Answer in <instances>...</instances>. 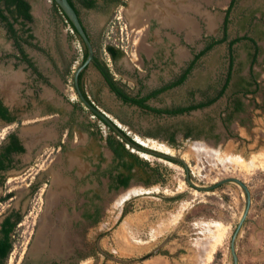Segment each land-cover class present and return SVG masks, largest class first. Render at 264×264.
<instances>
[{
	"label": "rangeland",
	"instance_id": "374dc122",
	"mask_svg": "<svg viewBox=\"0 0 264 264\" xmlns=\"http://www.w3.org/2000/svg\"><path fill=\"white\" fill-rule=\"evenodd\" d=\"M30 1L35 15L33 41L51 53L55 64L38 49L26 48L52 85L37 81L33 71L18 58L0 59V83L5 74L20 76L12 91L13 101L2 95L1 84L0 98L14 111L23 113L19 114L20 122L0 121V143L10 131L31 125L49 127L52 135L37 140L28 137L27 151L17 157L16 167L7 172L8 180L0 186V197L9 191L14 193L0 202V228L11 210H20L24 216L13 233L14 249L3 264H212L219 249L222 257L218 264H233L231 241L246 208L244 188L234 181L213 190L197 188L231 176L247 183L252 196L236 238L239 264H264V58L253 64L257 85H249L253 80V47L245 41L236 44L232 79L225 95L210 106L177 116H158L124 104L108 91L91 65L84 82L99 109L138 143L180 156L187 164L185 167L131 147L151 166L160 168L162 183L153 177L152 183L144 186L139 182L148 175L144 172L128 188L104 195V177L82 179L88 172L80 175L70 171V182H55L56 178L65 180L63 157L74 154L80 131L106 137L111 129L85 104H79L73 87L72 73L81 62L83 44L55 12L52 0ZM126 1L128 5L112 6L104 12L80 6L81 15L95 43V53L120 78H127L132 92L140 89L147 93L177 77L205 43L196 40L188 44L183 32L162 27L157 16L162 0L143 3L147 13L143 27L142 14H137L139 2ZM231 16V37L264 35V0H237ZM108 43L124 51L116 62L105 49ZM8 52L18 54L0 22V56ZM229 54L227 43L216 45L200 57L183 84L150 99V103L165 107L216 95L229 70ZM127 60L132 68H127ZM138 61L140 69L135 66ZM246 88L249 93H242ZM234 92L243 101L244 110L234 115L228 130L224 117L231 110L229 97ZM29 102L33 106L27 108ZM47 103L53 104L54 110L42 111ZM36 112L39 118L29 121L27 117ZM188 128L194 130L190 137L184 135ZM58 137L66 141L64 150L58 149V140L50 141ZM103 156L94 164H99ZM94 159L92 155V162ZM56 161H61L59 173L51 172ZM188 175L196 186L188 182ZM62 184L64 189L60 188ZM177 194L182 197L169 199ZM200 203L209 205L208 213L185 219ZM94 209L93 218L82 217V212Z\"/></svg>",
	"mask_w": 264,
	"mask_h": 264
},
{
	"label": "trees",
	"instance_id": "16d2710c",
	"mask_svg": "<svg viewBox=\"0 0 264 264\" xmlns=\"http://www.w3.org/2000/svg\"><path fill=\"white\" fill-rule=\"evenodd\" d=\"M54 7L57 11L61 12L68 22L72 25L74 28L75 34L80 38L81 42L84 45V55L82 62L87 57V48L84 44L83 39L77 32L76 28L73 26L71 21L67 18V16L62 11L59 4L56 2V0H52ZM108 4H112L113 6L118 5L121 3L120 0H104ZM73 6L77 8V4L82 5L87 8H93L97 7L98 3L97 0H70ZM237 0H231L228 8L226 9V17L223 24V35L219 38H212L211 40L206 41V45L203 49H201L199 52L194 53V57L190 60L187 67L183 70V72L177 77L176 80L167 83L157 89H154L152 92H150L146 96H140V95H132L130 94L124 86L120 84V82L115 78V75L113 74L110 66L108 63L103 60L96 58L95 66L100 71L102 76L104 77L106 83L109 85L110 89L115 92L121 99H123L126 103L137 105L138 107L142 108L145 112H150L156 115H167V116H177L181 114L190 113L194 110L205 108L207 106H210L215 101H217L224 93L226 92L227 88L229 87L230 81L232 79V72H233V66L235 63V58L233 55L234 52V44L242 41L244 39L250 40L255 45L256 53L253 56L252 59V65L257 61V53L260 50V47L256 45L255 41L247 36H238L236 38L231 39L228 42L229 46V52H230V64H229V70L226 75L225 81L222 85V87L217 91L216 95L212 97H207L204 100L192 102L185 105H177L172 107H158L150 105L147 100L150 97H156L166 89L172 88L174 86H178L182 84L185 79L188 77V75L192 72L193 68L196 66L198 60L200 57L205 55L207 52H209L215 45L221 44L228 39V27H229V16L232 12L233 7L236 5ZM78 10V8H77ZM79 12V10H78ZM0 20L6 24V27L8 28L10 37L15 41L16 48L19 51V54L17 55V58L21 61L26 62L29 67L38 75L40 79L45 81L46 83H50L48 79L43 75L42 71L39 69V67L36 65L34 60L30 57L29 53L25 49V44L31 45L38 50L45 53L50 59H53L52 56L49 54L48 50H46L43 47L38 46L33 42V39L35 38L34 34L31 32V27L28 26L29 22H32L34 20V16L31 12V4L28 0H0ZM15 24H18L19 27H16ZM205 38V36H204ZM193 49V48H192ZM106 50L112 57V59L117 60L121 55L124 53L123 50L119 47H116L114 44L108 43L106 44ZM83 71L80 73V81L82 82L83 77ZM251 75H252V82H249V85H252L253 83L256 84V76L253 74V69L251 67ZM258 88V87H257ZM256 88V89H257ZM249 89L246 88V90L241 91L244 94L249 93ZM237 92H234L231 97L233 99V109L230 112V114L225 118V124L227 129H230L229 125L234 118V114L237 112H241L244 110V103L239 98L236 97ZM0 116L7 117L10 121H12L14 118L12 116H9L8 114V107L5 106L3 103H0ZM192 134V131H187L185 133L186 137H189ZM10 142L6 146H3V144H0V170H3L5 168L11 167L9 164H5V160L10 155L11 152H24L25 146L22 144L18 134L15 131H12L9 133ZM135 141V140H134ZM108 143L110 147L114 150L116 157L123 158L124 151H127V147L125 143L126 141H118L114 137L108 138ZM130 153L138 156L146 165H149V162L147 160H144L136 153H133L130 151ZM173 162L179 163L181 165H184L181 161L174 160V159H168ZM128 179L125 180V182H122L125 186L128 185ZM222 186V185H220ZM13 195V192L7 193L5 196L0 198V201H6L9 197ZM182 197V194H177L174 196H170L169 199L171 201H176ZM209 205L206 203H200L190 210L189 213L186 214L185 219H191L193 216L201 214L203 211L207 212L206 208ZM24 216L20 213L18 210H12L10 213H8L5 218L3 219L1 223V237H0V264H3L6 258L10 255L12 250L14 249V241H13V233L16 230L17 226L23 221ZM222 257V251L219 249L215 253L214 260L212 264H218Z\"/></svg>",
	"mask_w": 264,
	"mask_h": 264
},
{
	"label": "flooded vegetation",
	"instance_id": "af4514ba",
	"mask_svg": "<svg viewBox=\"0 0 264 264\" xmlns=\"http://www.w3.org/2000/svg\"><path fill=\"white\" fill-rule=\"evenodd\" d=\"M29 2H30V4H31V12H32V14H33V16H34V20L32 21V22H29L28 23V26H30L31 27V32L34 34V31H33V28H32V23H34L35 22V15H34V13H33V4H32V2L30 1V0H28ZM121 1V3L120 4H124V5H128V2L126 1V0H120ZM136 1H138L139 3H138V6L140 7V2L142 1V0H135L134 2H136ZM134 2H131V4L132 3H134ZM166 0H162V3L163 4H166ZM52 3H53V1H52ZM97 3H98V6L97 7H93V8H87V7H84V6H82V5H79V4H77V8H78V10H79V12H78V10H77V8H76V10H77V12L79 13V15H80V17H81V20H82V22H83V24H84V26H85V29L87 30V32H88V35L90 36V38H91V40H92V42H93V45H94V48H95V43H94V41H93V38H92V35H91V33L89 32V30H88V28H87V26H86V24H85V22H84V20H83V18H82V15H81V9H80V6H82V7H84V8H87V9H93V10H97V11H101V12H104L105 11V9L107 10V9H110V8H112V4H108L106 1H104V0H97ZM120 4H118V5H120ZM53 6H54V4H53ZM60 6V5H59ZM116 6V5H115ZM165 8H163V13L165 12L164 10L166 9H168V13L170 12L169 11V5H163ZM62 9V8H61ZM161 9V8H160ZM54 10H55V12L61 17V18H63V20L66 22V24L69 26V28L72 30V32L75 34V31H74V28L72 27V25L68 22V20L66 19V17L61 13V12H59V11H57L56 9H55V7H54ZM62 11H63V9H62ZM64 12V11H63ZM65 14V13H64ZM167 14V13H166ZM66 15V14H65ZM169 15V14H168ZM67 16V15H66ZM68 18V17H67ZM168 18V17H167ZM69 19V18H68ZM70 20V19H69ZM142 21V20H141ZM0 22H2L1 20H0ZM3 23V22H2ZM72 23V22H71ZM3 25L6 27V24L5 23H3ZM15 26L16 27H19V25L18 24H15ZM74 26V25H73ZM6 30H7V34H8V37H9V39H11L12 41H13V43H14V46H15V48H16V45H15V41L10 37V34H9V31H8V28L6 27ZM78 32V31H77ZM80 35V34H79ZM34 36H35V34H34ZM75 36L80 40V38L75 34ZM35 39V38H34ZM33 39V40H34ZM84 41V40H83ZM34 42V41H33ZM80 42H81V40H80ZM35 43V42H34ZM82 43V42H81ZM35 44H37V43H35ZM83 44V43H82ZM84 44H85V42H84ZM38 45V44H37ZM27 46H31V45H28V44H25V49H26V51H27ZM39 46V45H38ZM85 46H86V44H85ZM116 46V45H115ZM31 47H33V46H31ZM41 47V46H40ZM83 47H84V45H83ZM116 47H119V46H116ZM35 48V47H34ZM86 48H87V46H86ZM120 48V47H119ZM17 49V48H16ZM37 49V48H36ZM46 49V48H45ZM105 49H106V47H105ZM18 50V49H17ZM47 50V49H46ZM40 51V50H39ZM107 51V50H106ZM28 52V51H27ZM42 52V51H41ZM49 52V51H48ZM87 52H88V50H87ZM108 52V51H107ZM124 52V51H123ZM29 53V52H28ZM18 54H19V51H18ZM18 54H13V53H11V52H8L7 54H6V56L4 57V56H0V59L1 60H4L5 58H11V57H16L17 58V55ZM45 54V53H44ZM49 54L51 55V53L49 52ZM109 54V53H108ZM30 55V54H29ZM46 55V54H45ZM83 55H84V49H83ZM83 55H82V59H81V62H80V64H79V66L86 60H84L83 62H82V60H83ZM87 56H88V53H87ZM109 56H110V54H109ZM123 56V54L121 55V57ZM30 57L34 60V58L30 55ZM111 57V56H110ZM121 57H119L117 60H119ZM52 58H53V56H52ZM87 58V57H86ZM96 58H99V59H101L98 55H97V53H95V60L93 61V62H91L90 64H88L82 71L84 72L83 73V77H82V82L80 81V74H79V81H80V85H81V89H82V91H83V94L86 96V98L92 103V104H94L96 107H98L99 108V105L96 103V101L89 95V93H88V91H87V89H86V86H85V82H84V77H85V75H86V73H87V70L90 68V66L91 65H93L94 66V68L95 69H97L96 68V66H95V62H96ZM112 58V57H111ZM50 59V58H49ZM51 61H52V63L53 64H55V60H54V58L53 59H50ZM114 62H116L117 60H114V59H112ZM21 61V60H20ZM7 62V61H6ZM9 62V61H8ZM21 62H23V63H25V64H27L26 62H24V61H21ZM34 62L36 63V65H37V62L34 60ZM108 63V62H107ZM108 65L110 66V64L108 63ZM188 65V64H187ZM187 65L183 68V70L187 67ZM27 66L29 67V65L27 64ZM38 66V65H37ZM78 66V67H79ZM39 67V66H38ZM77 67V68H78ZM30 68V67H29ZM77 68H76V70H77ZM110 68H111V66H110ZM31 69V68H30ZM39 69L41 70V68L39 67ZM32 70V69H31ZM76 70H74L73 71V73H72V83H73V87H74V89H75V91H76V93L78 94V96H79V104H85L86 106L85 107H87L88 109H89V111L92 113V115H94L95 117H97V118H99L100 120H102L94 111H92L89 107H88V105L83 101V99L81 98V96L79 95V93H78V90H77V88H76V85H75V79H74V76H75V72H76ZM98 70V69H97ZM111 70H112V72H113V74L115 75V78L120 82V84L122 85V86H124L125 87V89L130 93V94H132V95H140V96H146V95H148L150 92H152L154 89H157V88H159V87H161V86H163V85H165V84H167V83H170V82H172V81H174V80H176L177 79V77L183 72V70H182V72L177 76V77H174L173 79H171V80H168V81H165L162 85H160V86H158V87H155V88H152L149 92H147V93H143L142 91H140V89H139V91H137V92H132L131 90H130V86L127 84V82L126 81H123L120 77H117V75L115 74V72L113 71V69L111 68ZM33 71V70H32ZM42 71V70H41ZM81 71V72H82ZM99 71V70H98ZM80 72V73H81ZM100 72V71H99ZM42 73H43V75L48 79V81L50 82L49 84L48 83H46L45 81H43L42 79H40L39 77H38V75L36 74V73H34V71H33V74L35 75V77H36V80L37 81H40L41 83H44V84H47V85H52V83H51V81H50V77L48 76V75H46L43 71H42ZM101 74V73H100ZM191 74V73H190ZM189 74V75H190ZM189 75H188V77H189ZM101 76H102V74H101ZM187 77V78H188ZM102 78L104 79V77L102 76ZM136 78H137V80H138V76H136ZM187 78L185 79V81L187 80ZM141 79V78H140ZM4 81V80H3ZM104 81H105V79H104ZM139 81V80H138ZM184 81V82H185ZM183 82V83H184ZM182 83V84H183ZM140 84H141V82H140ZM105 85L107 86V88H108V91L111 93V94H113L118 100H120V101H122L124 104H127V105H130V106H137V105H132V104H129V103H126L123 99H121L115 92H113L111 89H110V87H109V85L106 83V81H105ZM181 85V84H180ZM230 85V84H229ZM174 87H176V86H174ZM174 87H172V88H174ZM172 88H169V89H166L165 91H167V90H170V89H172ZM228 89V88H227ZM165 91H163V92H165ZM227 91V90H226ZM162 92V93H163ZM1 93H2V95H5L6 93L5 92H3V91H1ZM162 93H160L158 96H156V97H150L148 100H147V102L150 104V105H153V104H151L150 103V99H153V98H158ZM226 93V92H225ZM225 93H224V95H225ZM7 95V94H6ZM224 95H222V96H224ZM221 96V97H222ZM8 97V101H13V96H12V98L11 97H9V96H7ZM220 97V98H221ZM219 98V99H220ZM229 99L231 100V102H230V106H229V108L231 109L230 110V112L232 111V109H233V99H232V97H229ZM197 102V101H196ZM0 103H3L5 106H7L8 107V114H9V116H12L14 119L12 120V121H10L9 119H8V116L7 117H2V116H0V121H2V122H5V123H7V124H10V123H14V122H20V119L18 118L19 117V115L16 113V111H14L12 108H11V105L10 104H8L7 103V101L4 99V98H0ZM73 105L74 106H76L75 105V103L73 102ZM181 105H185V104H181ZM33 106V104H32V102H29V104H28V107L27 108H30V107H32ZM153 106H156V105H153ZM172 106H177V105H172ZM172 106H165V107H172ZM138 107V106H137ZM158 107H160V106H158ZM138 108H140V107H138ZM141 110H143L142 108H140ZM42 111H48V112H50L51 110H54V106H53V104H51V103H47V104H45L43 107H42V109H41ZM103 111V110H102ZM144 111V110H143ZM103 112H105V111H103ZM230 112H229V114H230ZM106 113V112H105ZM147 113H150V112H147ZM237 113H240V112H237ZM237 113H235V114H237ZM107 114V113H106ZM151 114H153V113H151ZM228 114V115H229ZM234 114V115H235ZM108 115V114H107ZM154 115H156V114H154ZM227 115V116H228ZM109 116V115H108ZM158 116H160V115H158ZM167 116V115H166ZM227 116H225L224 117V125H225V127H226V124H225V118L227 117ZM110 117V116H109ZM111 118V117H110ZM112 120H114L113 118H111ZM103 121V120H102ZM104 122V121H103ZM114 122H116L115 120H114ZM105 123V122H104ZM106 124V123H105ZM107 125V124H106ZM108 127H109V129H111V134H109L108 136H106V142H107V145L109 146V148L112 150V152H113V157H112V160L109 162V163H107V165L105 164V166L103 167L102 166V163L103 162H107V157H105V156H103L104 158L103 159H101V161H100V163L99 164H95L94 165V167H95V169L94 170H91V171H89L87 174H84V176H83V178L82 179H88L89 177H91V176H102V177H104V178H108V182H105V190H104V195H106V193L107 194H111L112 192H113V190H119L120 188H128L129 186H131V183H132V181L133 180H136L135 178H136V176L138 175H140V174H144V172H146V173H148V175L147 176H143L141 179H139L140 181L139 182H142L143 183V185L144 186H148L149 184H151L152 183V178L154 177V180H157L158 179V183H162V181H161V176H163V172L160 170V168H157V167H153V166H151V164H149V165H146L145 163H144V161H142V159H140L138 156H136V155H134V154H132V153H130V151L131 152H133V153H135L133 150H132V148H136V147H134L132 144H130L125 138H123L121 135H119L112 127H110L109 125H107ZM119 126V125H118ZM121 128V127H120ZM227 128V127H226ZM122 129V128H121ZM123 130V129H122ZM192 131V134H193V132H194V130L192 129V128H188V130H186V132L187 131ZM229 130V129H228ZM12 131H15V130H12ZM12 131H10L9 133H11ZM124 132H125V134L130 138V139H132L133 141H134V139L125 131V130H123ZM185 132V133H186ZM9 133L7 134V136H5L4 137V140H3V142L2 143H0V144H3V146H6L7 144H9V142H10V138H9ZM192 134L190 135V136H192ZM185 135V134H184ZM65 136V135H64ZM114 137L116 140H118V141H126L127 143H125V145H126V147H127V151H124V156H123V158H120V157H116V154H115V152H114V150L110 147V145H109V143H108V138L109 137ZM189 136V137H190ZM218 136V135H217ZM216 136V137H217ZM56 141V140H58V149H62V150H64L65 148H66V141H65V139H64V137H62V139H60L59 137L56 139H54V138H52V139H50V141L52 142V141ZM22 142V141H21ZM135 142H137V141H135ZM132 147V148H131ZM137 150H140V149H138L137 148ZM25 152V151H24ZM24 152H22V153H24ZM22 153H20V152H15V151H13V152H11L10 153V155L7 157V159L5 160V164H9V165H11V167H8V168H5V169H3V170H0V186H2V185H5V182H7V172L10 170V169H12V168H14V167H16V165H17V163H16V160H17V155H19V154H22ZM138 155V154H137ZM157 156V155H156ZM159 157H161V156H159ZM163 158H165V157H163ZM70 158L69 157H67V155L66 154H64V157H63V162H62V164L64 165V166H62L63 168H62V174L65 176V178H67V176H68V172H70V171H74V170H76L77 171V166H73V167H70L68 164L70 163V160H69ZM165 159H169V158H165ZM183 166H185V167H187L185 164L183 165ZM155 177H157V179H155ZM127 178H129L128 179V185L127 186H125L122 182H125V180L127 179ZM160 179V180H159ZM65 181V180H64ZM161 181V182H160ZM61 183H63V182H61ZM66 183V182H65ZM68 186H69V184H68ZM64 187V184H62L61 185V189H64L63 188ZM9 192H13V191H9ZM9 192H7V193H9ZM95 192V191H94ZM6 193V194H7ZM5 194V195H6ZM4 195V196H5ZM96 195V194H95ZM101 195H103V194H101ZM14 196V193H13V195L11 196V197H9L8 199H10V198H12ZM3 196H1L0 198H2ZM7 199V200H8ZM6 200V201H7ZM1 202V201H0ZM13 210H17V209H13ZM12 211V210H11ZM10 211V212H11ZM18 211H20V210H18ZM9 212V213H10ZM20 213H21V211H20ZM95 213H96V210L94 209V212H90V211H88V212H82V217L85 219V220H89V219H91V218H93V216L95 215ZM8 214V213H7ZM6 214V215H7ZM22 214V213H21ZM5 215V216H6ZM5 216H4V218H5ZM3 218V219H4ZM3 221V220H2ZM2 223V222H1ZM1 229V228H0ZM50 264H60V262H58V261H56V262H52V263H50Z\"/></svg>",
	"mask_w": 264,
	"mask_h": 264
},
{
	"label": "crops",
	"instance_id": "0c3cea01",
	"mask_svg": "<svg viewBox=\"0 0 264 264\" xmlns=\"http://www.w3.org/2000/svg\"><path fill=\"white\" fill-rule=\"evenodd\" d=\"M145 1L146 0H142L140 2V9L142 11V15H141L142 21L145 18V14L147 15V13H145L144 5H143V3L146 4ZM166 1H167L166 4H163L160 2L159 11L157 13V16L159 18L161 26L173 28L177 32H183L185 42L187 41L188 44L192 43L196 40H200V42L205 43L204 44V46H205L206 45V41H205L206 38H207V40H211L212 38L222 37V35H223V24H224V20L226 17V9L228 8L231 0H166ZM163 5H169V11H170L169 13H168V9L167 10L165 9L164 13L162 12L163 8H165ZM214 6H217V8H214ZM235 6L233 7L232 12H234ZM232 12H231V14H232ZM231 14L229 16L230 23L232 21ZM141 22H140V27L145 26L143 24V22L142 23ZM230 23H229V25H230ZM229 27H228V39H227V41H225L223 43H227V45H228V42L231 39L236 38L238 36L250 37L255 41L256 45L260 47V50L256 56L257 60H261L262 58H264V35L256 36L253 34H244V35H238V36L231 37ZM244 27H246V26H244ZM208 29L211 31L210 32L207 31ZM218 32H220V35H217ZM209 33H210V35H209ZM204 36H205V38H204ZM158 37H160V35ZM242 41H245L248 44L252 45L253 50L251 52V58L253 59V56L256 53L254 43L250 40H247V39H244ZM242 41H239V42L234 44L233 55L235 54V45L242 42ZM217 45H219V44H217ZM204 46L202 47V49L204 48ZM195 53H197V52H195ZM207 53H209V52H207ZM135 63H136L135 66L140 69V61L135 62ZM125 64L127 65V68H132V66H133L132 62H130L129 60H127ZM252 69H253V65H252ZM98 73L101 76L99 71H98ZM115 74L117 75V77H120L117 73H115ZM253 74L255 75L254 69H253ZM101 78H102V76H101ZM121 79L123 81H127V78L124 75L123 76L121 75ZM102 80L104 81L103 78H102ZM128 81H130V80H128ZM104 84H105V81H104ZM256 85H257V83H256ZM16 113L19 115L21 112L19 110V111H16ZM21 114H23V113H21ZM33 114L34 115H31V118L27 117V119L29 121L30 120L31 121L37 120L39 118V113L36 112ZM18 118H20V117H18ZM50 130L51 129H49V127L45 129L44 126L40 127L37 125L36 126L31 125V126H26V128L24 130H21V131L15 130V132L18 134L20 140L22 141V144L25 146V149H26L25 152H26L28 149V144L26 143L28 137L32 138V140H37V139H40L42 137L43 138L44 137L49 138V136L52 135V134H50V133H52ZM40 131H41V133H40ZM96 136L92 135L88 131H80V133H79V136H78L79 142L76 144L77 149L74 151V154H71L72 156H70V159H69L70 163L68 165L69 166H77V171H78V174L80 173V175L82 173L84 174V173H87L91 170H94L95 169L94 162L95 161L97 162L98 159L101 158L102 154L105 157H107V163H109L112 160L113 152L109 148V146L107 145L106 137L105 136L103 137V135H101V134L99 136L98 135H96ZM19 155H17V157ZM92 155H93V159L95 158L93 162L91 160ZM59 162H61V161H56V162H54V164H52L51 172H58L59 173L60 170H58V169L61 168L58 165ZM63 180L62 179L57 180V178H56L55 182H70V180L68 178H65V181H63ZM104 182H108L107 177L104 178Z\"/></svg>",
	"mask_w": 264,
	"mask_h": 264
},
{
	"label": "water",
	"instance_id": "95a60500",
	"mask_svg": "<svg viewBox=\"0 0 264 264\" xmlns=\"http://www.w3.org/2000/svg\"><path fill=\"white\" fill-rule=\"evenodd\" d=\"M56 2L60 5V7L63 9L64 13L67 15V17L70 19V21L72 22V24L74 25V27L76 28V30L78 31V33L80 34L81 38L84 40L86 46H87V50H88V56L86 58V60L77 68L76 72H75V85L76 88L78 90L79 95L81 96V98L83 99V101L88 105V107L94 111L107 125H109L110 127H112L119 135H121L123 138H125L130 144H132L134 147L153 154V155H157V156H161V157H165V158H169V159H174V160H178L181 161L183 164H186V161L184 160V158L174 155L172 153L169 152H165V151H161V150H157L154 148H149L147 146H144L138 142L133 141L132 139H130L125 132L120 128V126H118V124L116 122H114V120H112L105 112H103L101 109H99L98 107H96L94 104H92L87 98L86 96L83 94V91L81 89V85H80V81H79V74L80 72L91 62H93L95 60V49H94V45L93 42L90 38V36L88 35L87 30L85 29V26L81 20V17L79 15V13L77 12L76 8L72 5V3L70 2V0H56ZM187 180L190 184L195 185L191 179H190V175L187 176ZM230 181H234L237 182L238 184H240L243 188L244 191L246 193V208L245 211L243 213V216L239 222V225L237 227V229L235 230L233 237H232V241H231V249H232V254H233V264H239V256L236 250V238L238 235V232L243 224V222L246 220L248 212L250 210L251 207V203H252V196H251V191L250 188L248 186L247 183H245L241 178L239 177H227L224 178L222 180L217 181L214 184L208 185V186H197L198 189L200 190H213L217 187H219L220 185H222L223 183L226 182H230ZM196 186V185H195Z\"/></svg>",
	"mask_w": 264,
	"mask_h": 264
},
{
	"label": "bare ground",
	"instance_id": "6f19581e",
	"mask_svg": "<svg viewBox=\"0 0 264 264\" xmlns=\"http://www.w3.org/2000/svg\"><path fill=\"white\" fill-rule=\"evenodd\" d=\"M140 12V13H139ZM137 14H142L141 9ZM19 74V73H18ZM18 74H5L4 75V81H1V89L3 92L7 94V96L12 97V91L15 89L16 83L18 82V79H20V76Z\"/></svg>",
	"mask_w": 264,
	"mask_h": 264
}]
</instances>
